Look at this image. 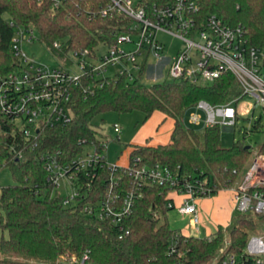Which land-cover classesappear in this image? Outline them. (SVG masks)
Returning <instances> with one entry per match:
<instances>
[{"label":"trees","instance_id":"obj_1","mask_svg":"<svg viewBox=\"0 0 264 264\" xmlns=\"http://www.w3.org/2000/svg\"><path fill=\"white\" fill-rule=\"evenodd\" d=\"M108 1L63 0L53 9L51 0H0V83L22 64L12 48L16 26L36 28L39 39L66 62L71 61L70 52L115 42V34L129 32L132 17L99 14ZM170 1L144 3L150 7ZM195 1L202 17L216 14L232 26H241L247 44L264 48V0ZM143 72L144 68L140 75ZM100 80L83 78L75 88L72 118L42 124L34 139H27L20 128L2 121L0 171L9 167L14 182L0 192V264H65L84 253L89 255L86 263L91 264H210L226 241L223 255L242 254L250 235L263 228L260 213L235 210L228 238L221 226L210 236L186 235L176 231L167 218V211L173 208L168 204L173 200L170 189L147 184L140 188L142 195L126 221L130 233L119 237L110 222L87 215L77 203L65 205V195L47 181L44 162L47 154L61 162L70 161L87 145L104 152L105 142L98 137L93 122L99 114L140 110L147 120L159 111L174 122L169 141L133 144L129 163L138 160L169 165L193 181L206 180L213 194L231 188L247 169L251 146L237 141L223 147L220 125L205 126L199 132L185 126L182 119L199 100L215 105L239 97L242 88L236 77L228 72L205 84L173 79L151 86L141 83L139 77L109 78L103 85H99ZM89 84L92 90L84 91ZM124 170L106 167L101 174L114 175L130 187ZM80 176L86 178L84 172Z\"/></svg>","mask_w":264,"mask_h":264},{"label":"built area","instance_id":"obj_2","mask_svg":"<svg viewBox=\"0 0 264 264\" xmlns=\"http://www.w3.org/2000/svg\"><path fill=\"white\" fill-rule=\"evenodd\" d=\"M51 1L53 9L59 8L63 2ZM114 13L127 14L134 19V24L129 32L115 34V42H101L108 45V51L100 57L97 56L100 44L93 49L73 51L80 72L67 67L52 68L28 56L21 49L20 37L26 31V38L33 40V30L16 26L12 48L22 59V64L0 83V126L4 120L12 127L20 128L27 139H34L42 124L72 118L75 88L82 84L83 78H99V85L120 76L133 80L139 77L136 73L140 74L143 68L144 72L152 68L150 57L157 60L156 74L165 66L174 80L205 84L228 72L236 77L242 88L241 95L228 103L215 105L199 100L193 108L202 113H191L190 122L193 124L234 128L238 104L245 96H254L257 103L264 106V48L247 44L241 26H232L216 14L202 17L195 0H172L150 7L144 0H109L99 10L102 17ZM160 32L184 42V47L171 60L163 54L164 43L158 38ZM125 43H134L136 48L126 50ZM55 45L59 47L61 43L55 42ZM117 65L119 69L110 70ZM88 90H92L91 84L84 87V91ZM114 130L121 131L120 123H114ZM44 162L48 182L59 190L60 180L66 178L73 188L72 193L65 195L63 203H77L87 215L110 222L119 237L130 233L126 221L133 212L135 200L142 195L140 188L147 184H163L170 189V194L182 195L180 203L176 204L172 198L168 204L181 214L191 215V224L198 231L200 214L196 199L213 194L206 180L193 181L180 174L177 168L138 160L125 165L109 163L105 153L96 148L94 152L84 154L83 151L66 162L47 154ZM106 167L111 170L124 167L131 186H124L114 175L103 176L101 170ZM81 172L86 178L80 176ZM232 189L236 210L254 211L264 216V152L257 155L243 179ZM263 256L264 234H252L242 254L220 253L210 264H264ZM88 259V253H84L71 262L86 264Z\"/></svg>","mask_w":264,"mask_h":264},{"label":"rangeland","instance_id":"obj_3","mask_svg":"<svg viewBox=\"0 0 264 264\" xmlns=\"http://www.w3.org/2000/svg\"><path fill=\"white\" fill-rule=\"evenodd\" d=\"M33 30L35 38L33 40H28L26 38V31H24V36L20 37V45L22 51H24L28 56L32 57L36 61L42 63L43 65H48L52 68H70L72 71L80 72V68L77 65V58L70 52L68 54L69 60L67 61L57 54L53 53L38 37V31L34 27H29ZM134 40H137V37H133ZM158 38L164 43L163 54L168 58L172 59L177 53L184 47V42L177 37L172 35L165 34L163 32L158 33ZM123 47L126 50H133L136 48L134 43H125ZM108 51V45L100 44L97 47V56H101ZM150 63L153 65L151 69L146 72H143L142 75H139L140 82L151 86L155 83L168 82L172 81V77L168 74L167 67H163L162 70L156 74L155 73V63L156 58L150 57ZM120 66L111 67V71L119 69ZM238 118L234 128H221L220 133V142L223 147H230L237 141H243L246 145L251 146L252 155L250 161L248 162L247 169L252 165L254 160L257 158V155L260 154L261 148L264 145V106L258 104L254 96H245L238 104ZM192 112H200L195 108H191L186 111L182 122L187 127H192L196 131H202L205 128L204 124H193L190 122V116ZM160 117L145 119V114L140 110H134L128 113L119 114L114 111H108L102 114H99L94 118V126L98 130V137L100 140L105 142V157L109 163L117 164H127L129 162V154L133 144H144L142 136H152V140L149 142H164L160 140V136L163 132H170L172 130L171 118H166L165 120L159 119ZM118 122L121 125V131L116 132L114 130V123ZM255 125H257L255 127ZM167 127H169L167 129ZM143 133V134H142ZM143 142V143H142ZM84 154L87 152H94L95 148L87 145L84 148ZM245 169L239 178L241 181L246 172ZM14 182L12 171L9 167H5L0 171V192L1 188L5 185L11 184ZM236 183L232 185L235 186ZM59 191L64 194H70L73 191L71 184L66 178L60 180ZM224 191V190H223ZM223 195L231 197V190H225L222 192ZM221 194V193H220ZM174 197V201L177 204L181 201L182 195L177 193L171 194ZM216 194H211L210 196L198 197L196 199L197 207L200 209V224L199 231L193 228L190 217L191 215L181 214L178 212L176 207H173L167 211V218L170 225L178 232H181L186 235H197V236H207L208 234H213L221 226L225 230V236L228 238L229 227L232 223L231 220L226 221V225L223 223H218L212 214L213 205L206 202L209 200L207 198H213ZM231 203V202H230ZM211 209V211H210ZM236 209H234L235 211ZM233 211V212H234ZM164 220V217L161 218V222ZM264 234V224L263 228L259 233ZM227 247V241L224 243L223 247L219 251V254L222 253ZM264 259V256H263ZM65 264H77L73 262ZM86 264H91L87 262Z\"/></svg>","mask_w":264,"mask_h":264},{"label":"crops","instance_id":"obj_4","mask_svg":"<svg viewBox=\"0 0 264 264\" xmlns=\"http://www.w3.org/2000/svg\"><path fill=\"white\" fill-rule=\"evenodd\" d=\"M156 117H160L159 119H161V120L162 119L163 120L166 119L165 115L163 113L159 112V111L155 112L149 119L156 118ZM173 125H174V122L172 120V123H171V128L172 129H173ZM168 128L169 127H167V129ZM171 132H172V130L170 132H163V134L160 136L159 139L162 140V141H164V139H166V140L164 142H159V143L168 142L169 139H170V136H171ZM148 135H150V134H148ZM148 135L147 136H142L143 139H144L143 142L145 141L144 143L155 144V142H149V141L152 140L153 137L152 136H148ZM228 189L231 190V193H230L231 197H229L227 195H223V193H222V192H225V190H228ZM172 198L174 199L173 196H172ZM207 199H209V200H205L204 204L206 202H209V204H211V206L213 205L212 214L214 215L215 219L218 221V223H220V224L223 223L224 225H226V221L231 220V216L233 214V211H234V209H236V204H235V201H234V191H233L232 187L231 188L221 189L219 192L216 193L215 197L207 198ZM180 202H178V203H180ZM198 209H199V207H198ZM210 211H211V209H210ZM199 214H200V209H199ZM210 235H212V234H208L207 236H210Z\"/></svg>","mask_w":264,"mask_h":264},{"label":"water","instance_id":"obj_5","mask_svg":"<svg viewBox=\"0 0 264 264\" xmlns=\"http://www.w3.org/2000/svg\"><path fill=\"white\" fill-rule=\"evenodd\" d=\"M247 147H249V145Z\"/></svg>","mask_w":264,"mask_h":264}]
</instances>
